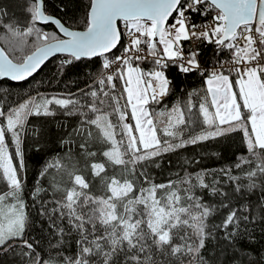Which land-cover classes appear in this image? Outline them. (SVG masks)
Instances as JSON below:
<instances>
[{
    "label": "snow or ice",
    "instance_id": "obj_1",
    "mask_svg": "<svg viewBox=\"0 0 264 264\" xmlns=\"http://www.w3.org/2000/svg\"><path fill=\"white\" fill-rule=\"evenodd\" d=\"M18 7L21 17L0 7V81H25L57 54L66 57L59 74L83 59L101 62L76 92L12 103L5 92L0 100V256L21 264H264L240 247L254 239L251 227L264 225V0H89L83 30L50 13L46 0ZM201 45L213 49L211 67ZM170 69L199 75L206 88L162 106L173 91ZM58 113L79 122L61 138L65 155L44 166L32 189L47 219V238H37L29 231L22 143L30 117ZM237 131L247 155L235 168L250 167L242 175L221 169L231 192L209 184L206 170L160 184L146 174L165 153ZM257 191L255 204L245 201ZM68 234L72 256L60 250ZM45 240L47 258L38 250ZM209 240L231 255L205 257Z\"/></svg>",
    "mask_w": 264,
    "mask_h": 264
},
{
    "label": "trees",
    "instance_id": "obj_2",
    "mask_svg": "<svg viewBox=\"0 0 264 264\" xmlns=\"http://www.w3.org/2000/svg\"><path fill=\"white\" fill-rule=\"evenodd\" d=\"M19 3L20 0H0V7L7 9L10 15L15 14L17 17H21L22 12L18 7ZM46 7L53 15L68 21L73 28L84 29L89 0H46ZM61 8H63V11H61ZM47 30L55 31L52 25H48ZM0 45L4 46L3 42H0ZM201 51V60L208 64L211 63L213 56L212 47L201 45ZM16 54L21 55L19 52ZM65 58L64 55L54 57L39 72L24 82L0 81V89L5 90L0 91V100L5 99V92L9 94L7 95V103L20 100L27 95H35L37 92L44 96L61 94L67 91L76 92L77 89L84 88L87 83L91 82V77L96 73L101 62L99 57L91 60L83 59L67 66L63 73L59 74L58 66ZM142 67L149 69L151 65L145 63ZM168 76L173 81V91L164 99L162 106L170 107L174 103L186 100V93L194 89L203 92L206 88L203 79L199 75L183 77L177 74L175 69H170ZM162 106L153 105L157 109ZM78 122V116L67 117L62 113H58L55 116H32L28 120L26 135L22 143L26 164V169L23 173L25 176L24 199L26 204H28V211L33 223V227L29 231L37 238L41 235L47 238V219L38 215L39 204L33 205L32 203V189L44 166L49 162L54 163L58 156L63 157L65 155L66 148L61 145V138L65 137L66 131L75 127ZM246 155L247 150L243 142L242 133L237 131L200 145H189L185 148L177 149L175 152L165 153L155 158L154 162H149L145 167V171L153 182L160 184L166 183L168 180H176L177 174L183 176L185 172L195 174L201 170H206L211 173L206 178L209 184H212L213 181H219L224 191L231 192L232 185L228 183L227 177L221 173V169H232V174L242 175L250 166L245 165L242 169H236L235 164L238 162V158ZM62 163H67V160L65 159ZM50 171L54 172L53 169H50ZM41 183L47 186V180H41ZM92 191L100 194L96 182L93 183ZM197 192L209 203L218 202L219 200V197L211 196L208 190L198 189ZM259 196L260 193L257 191L250 193L244 199L255 204ZM250 231L254 239L246 241L240 247L244 248L248 256L259 260L264 257V225L257 224L251 227ZM217 244V241L209 240L203 250V255L212 259L214 255L218 254L220 255V260L223 261L226 255L231 254H220ZM38 250L41 251L44 258L48 257L50 249L46 240L41 243ZM60 250L64 255L72 256L75 254L74 234L66 235L65 243ZM0 264H21V258L13 255L0 256ZM229 264H233V262L229 261ZM244 264H247V259L244 260Z\"/></svg>",
    "mask_w": 264,
    "mask_h": 264
},
{
    "label": "water",
    "instance_id": "obj_3",
    "mask_svg": "<svg viewBox=\"0 0 264 264\" xmlns=\"http://www.w3.org/2000/svg\"><path fill=\"white\" fill-rule=\"evenodd\" d=\"M53 27H54V26H53ZM54 29H55V28H54ZM55 30H56V29H55ZM77 30H83V29H77ZM0 46H1V45H0ZM59 55H63V54H57V55H55V56H53V57H50L49 60L46 61V63L49 62V61H50L51 59H53L54 57L59 56ZM96 58H97V57H96ZM46 63H45V64H46ZM42 67H43V66H42ZM39 71H40V70H38L37 72H39ZM35 74H36V73H35ZM35 74H34V75H35ZM34 75H33V76H34ZM30 78H31V77H29L28 79H30ZM28 79H27V80H28ZM4 80H8V79H4ZM8 81H10V80H8ZM25 81H26V80H25ZM11 82H13V83H21V82H24V81H20V82H14V81H11Z\"/></svg>",
    "mask_w": 264,
    "mask_h": 264
},
{
    "label": "built area",
    "instance_id": "obj_4",
    "mask_svg": "<svg viewBox=\"0 0 264 264\" xmlns=\"http://www.w3.org/2000/svg\"><path fill=\"white\" fill-rule=\"evenodd\" d=\"M197 19L199 20V19H201V18L197 17ZM207 19L210 20V19H211V16H209ZM211 63H212V62H211ZM211 63L208 64L209 67H211Z\"/></svg>",
    "mask_w": 264,
    "mask_h": 264
},
{
    "label": "rangeland",
    "instance_id": "obj_5",
    "mask_svg": "<svg viewBox=\"0 0 264 264\" xmlns=\"http://www.w3.org/2000/svg\"><path fill=\"white\" fill-rule=\"evenodd\" d=\"M234 90H236V89H234Z\"/></svg>",
    "mask_w": 264,
    "mask_h": 264
}]
</instances>
